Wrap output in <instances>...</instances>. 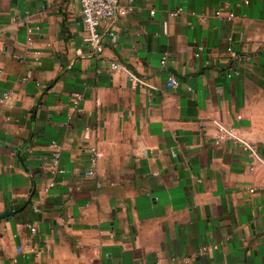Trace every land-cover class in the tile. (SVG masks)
<instances>
[{
	"label": "crops",
	"instance_id": "obj_1",
	"mask_svg": "<svg viewBox=\"0 0 264 264\" xmlns=\"http://www.w3.org/2000/svg\"><path fill=\"white\" fill-rule=\"evenodd\" d=\"M119 9L96 53L79 0H0V264H264V164L215 143L264 157V0Z\"/></svg>",
	"mask_w": 264,
	"mask_h": 264
},
{
	"label": "built area",
	"instance_id": "obj_2",
	"mask_svg": "<svg viewBox=\"0 0 264 264\" xmlns=\"http://www.w3.org/2000/svg\"><path fill=\"white\" fill-rule=\"evenodd\" d=\"M82 7V17L83 22L85 24L87 33L84 36V42L91 46L96 53H102L103 51V39L104 35L100 30V26L102 24V21L104 20H113L116 18L118 13L120 12L119 9V2L120 0H79ZM134 10V6L131 4L125 11L131 12ZM179 11H174L171 13L172 16H177L179 14ZM153 13V12H152ZM216 15L220 18L226 17L229 20H233L235 18V13L233 11H229L226 15L223 11L218 10L216 11ZM115 29V26L114 28ZM110 35L112 37H115L116 34L114 30L110 32ZM229 42L232 41V37L228 38ZM229 50H232V47H228ZM167 57H164L162 60L163 64H166ZM111 70L112 71H125L130 80L132 81L133 85H145L146 82L143 80V78L139 77L136 73H134L131 69L126 68L123 64H121L118 61H112L111 62ZM181 85L180 78L174 73L171 72L168 76L167 81V87L170 89L178 88ZM10 98V93H5L3 97L1 98V101H5L6 99ZM78 97L76 99V103L79 101ZM218 126V134L215 139V143L217 145L224 143L225 141H239L242 142L247 146V148L250 150L251 155L253 156V160L251 162L252 168L256 165V163H262L264 164V157L261 156L260 152L256 148L255 145L252 143L244 140L242 137H240L235 129L233 127L228 126L227 124L216 121ZM84 137L87 140H90L92 138V132L90 129L86 130L84 133ZM51 148V167L53 170L64 173L65 170L61 166V160H62V146L57 141H52L50 144ZM100 160V152L96 144H92L90 147V151L88 154V163L90 166V169L87 171V176L90 178H95L96 173V166ZM52 186V184L47 188ZM251 191H254V189H251ZM32 232H36V228L34 226H30ZM212 246L204 245L200 248L199 254L205 255L208 254L212 250ZM186 261H189V259H186Z\"/></svg>",
	"mask_w": 264,
	"mask_h": 264
}]
</instances>
